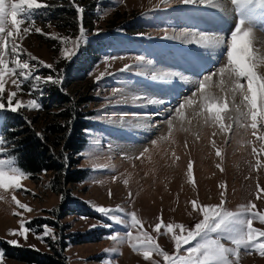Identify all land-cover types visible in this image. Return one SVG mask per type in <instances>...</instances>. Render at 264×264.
Segmentation results:
<instances>
[{"label": "rangeland", "instance_id": "rangeland-1", "mask_svg": "<svg viewBox=\"0 0 264 264\" xmlns=\"http://www.w3.org/2000/svg\"><path fill=\"white\" fill-rule=\"evenodd\" d=\"M80 1H66L76 21L62 25L67 20L65 10L56 14L55 2L37 0L46 7L32 9L31 21L21 25L19 36L10 38L15 40L17 51L13 54L9 45L6 56L9 67L14 68L18 58L28 62L30 70H25L27 79L19 75V69L5 76V91L0 94V103L5 104V109L0 110V140L4 142L0 159L13 161V166L27 176L19 189H0V243L47 253L58 261L55 264H169L156 251L145 259L143 252L149 242L142 233L147 232L151 242L169 256H186V249L201 242L200 238L181 245L177 253L172 237L187 232L174 228L169 233L167 225L193 229L203 220L204 206H220L239 213L241 218L252 219V227L264 230L259 218L252 216V212L264 214V151L261 150L264 141L259 139L264 135V123L258 118L257 128L252 129L250 117L240 115L247 112V107L246 102L241 103L242 95L233 92L234 76L225 72L221 82L220 75L214 74L227 67V41L241 19L254 33L256 54L262 55L264 5L257 3L254 14L248 17L242 16L231 0H224L230 12L227 22L223 11L210 4L186 5L180 0H90L88 9L94 8L95 16L90 30L89 23H82L87 8ZM79 8H83L82 14ZM217 11L223 16L216 14ZM119 13L123 14L124 23L109 25ZM81 23L86 35L76 47V54L66 59L64 49L73 51L72 42L80 40ZM126 25L133 27L125 28ZM25 27L29 28L28 33L23 32ZM35 28L42 32H36ZM187 32L215 34L223 37L224 42L212 46L187 42L182 35ZM97 43H101L100 47ZM88 45L98 51L96 62L86 72H77L75 68L80 66V61L87 58ZM137 56H142L143 62ZM48 64L52 65L51 69L44 66ZM125 65L129 69L124 70ZM262 70L264 66L258 68V74L264 75ZM49 75L61 80L54 84L60 90L53 97L47 87L51 83L47 80ZM153 75L166 78L153 79ZM208 76L211 80L201 91L200 82ZM239 83L246 87V78H241ZM160 89L163 98L174 95L178 99L177 104L165 106L160 117L151 118L153 125L163 121L170 124L166 123L168 132L161 138L166 139L165 144L157 140L159 129L147 130L148 124L142 123L145 116L155 115L152 109L163 106V103H149V99L161 101L157 98L162 94ZM12 92H16L12 105L21 103L16 112L33 130L39 131L51 113L58 111L52 108L56 104L70 103L83 112L90 126L84 132L86 141L76 166L86 173L82 181L63 184L61 190H55L51 171L32 174L22 168L19 155L3 130ZM155 93L160 96H154ZM205 96L220 105L227 103L228 107L221 112L222 120L218 117L217 122L213 121L212 113L205 110ZM30 100L41 103V108L26 107ZM125 128L130 130L124 132ZM148 135L152 136L151 141ZM124 136L130 138L126 139L128 146L144 145L145 149H137L132 155L121 153L116 144L124 145ZM140 136L144 139L139 140ZM151 146L153 149H149ZM16 201L31 211L21 209ZM98 207L113 211L105 217L95 211ZM245 207L251 211H242ZM133 212L140 221L135 228L131 226ZM21 220L30 229L25 236L18 235L22 231ZM109 224L112 227L105 226ZM157 224L161 225L159 231ZM45 225L51 235L44 234ZM129 231L139 239H128ZM112 235L118 236V240L110 239ZM210 237L236 249L228 255L231 264H264V254L259 250L264 237L257 235V246L249 249L243 245L237 247L227 234L211 233ZM12 240L17 245L8 243ZM4 248L0 244L4 254L0 264H36L7 258Z\"/></svg>", "mask_w": 264, "mask_h": 264}, {"label": "snow or ice", "instance_id": "snow-or-ice-1", "mask_svg": "<svg viewBox=\"0 0 264 264\" xmlns=\"http://www.w3.org/2000/svg\"><path fill=\"white\" fill-rule=\"evenodd\" d=\"M167 2V0H165ZM180 3L186 5H216L220 3V0H180ZM264 5V0H231V4L235 5L236 9L242 16L251 17L255 11L256 4ZM41 7H46L41 3H38L37 0H0V94H3L5 91V76L8 74L16 73V70L19 69V75L27 79L25 76V70H30V64L26 61L22 62L18 58L14 61L15 67H9V62L6 59L8 55V48L11 45V51L13 54L17 51V46L14 39H10L16 36H19L21 33V25L25 21H31V10L39 9ZM79 13H83V8L78 9ZM36 32H42L41 29L35 28ZM24 33L29 32V28L25 27L23 29ZM80 40H75L72 42L73 51L69 52V49L65 48L64 52L67 54L66 59H71L75 55L76 47L83 41L86 33L85 29L80 26L79 29ZM183 39L187 38V42H196L202 46H212L219 45L224 42L223 37H218L215 34H204V33H183ZM175 39L176 37H172ZM254 33L252 29L245 27V20L241 19L232 32L230 38L227 41V67H222L218 69L217 73L221 77V82H223V76L225 72H228L230 75L234 76V88L233 92H239L242 95L241 103L246 102L247 112H240V115L244 118H249L251 120L252 129L257 128L258 118L260 123H264V75L258 74V68L264 66V55L258 56L256 51L253 48ZM246 40L248 46V52L244 54L243 63L237 62V55L242 46V42ZM67 41V38H65ZM23 51V49H21ZM31 57V54H29ZM32 59H37L31 57ZM118 57H111V59H117ZM122 58V57H119ZM138 61L143 62L144 58L142 56H137ZM39 63L43 64L44 62L40 61ZM45 67L51 69L52 65H44ZM130 66L125 65V69H129ZM123 71V70H122ZM30 74V72H29ZM153 79H165L163 75H153ZM241 78H246L247 84L246 87L242 86L239 81ZM37 80L40 77H36ZM99 79V78H98ZM47 80L53 84L61 83L60 79H54L53 76L49 75ZM211 80V76L205 77L204 81L200 82L199 88L202 91L205 87L206 82ZM14 83H16L14 81ZM16 87L19 88L20 85L16 84ZM16 96V92H12L7 101V110L16 112L21 108V103H16L15 106L12 105L13 98ZM139 99V97H136ZM205 110L209 113H212L213 121L217 122V119H223L221 112H223L227 107V103L220 105L211 100L208 96H205ZM149 103H162V101H156L149 99ZM190 104L191 101H188ZM26 107L31 109H40L41 104L36 100H30ZM181 108L184 105L180 106ZM5 109V104L0 103V110ZM220 109L219 113L216 111ZM237 111H240L237 108ZM261 141H264V135L259 137ZM4 142L0 140V153L3 152ZM264 151V149H261ZM217 155H220V152L217 151ZM189 170H191V165H189ZM0 174L5 175L6 177L12 178L13 182L8 186H2L0 189H19L21 186L22 179L26 178L27 174L20 170L17 167L13 166V161H5L0 159ZM15 200V197L13 198ZM21 209L31 211V209L19 201H16ZM195 206V202H193ZM252 208L255 205L251 206ZM203 220L195 224L194 228L191 230H186L183 225H173L169 223L167 225V231L172 233L174 228L181 229L182 232L186 231V235H173L172 239L175 241V246L177 253H179L181 245H187L191 241L197 240L199 237L201 242L195 244L194 247H189L186 249L187 255L181 256L178 255L176 258L169 256L167 252L162 251L156 244L152 243V237L149 236L147 232H143L142 235L146 241L149 243L146 245V249L143 252L145 259H148L152 251L158 252L169 264H231L228 259L229 253H235L236 249L225 247L219 238H211V233L218 234H227L228 239H230L237 247L243 245L246 249L257 246V235L264 237V230L257 229L252 227V219L241 218L239 213L231 212L222 209L220 206H204L202 207ZM95 211L99 212L105 217H108L111 209H106L104 207L95 208ZM123 211V209H119ZM242 211L248 212L251 211L250 208H243ZM254 218H259L260 223L264 224V214L257 212H252ZM132 227H136L140 224V221L137 219L136 214L133 212L130 214ZM117 220L118 223L123 224L124 221L120 220L118 217H113ZM21 229L22 231L18 232V235L25 236V234L30 230L25 226V221L21 220ZM106 227H112L111 224L105 225ZM44 234L51 235L50 229L45 225ZM95 227V225L93 226ZM161 228L160 224L156 225V230L159 231ZM128 239H139V237H133L131 231L127 233ZM113 241L118 240V236L112 235L110 237ZM12 245H17V241L12 240L8 241ZM135 248L136 245L133 244ZM259 250L261 254H264V243L259 244ZM4 258V254L0 251V261Z\"/></svg>", "mask_w": 264, "mask_h": 264}, {"label": "trees", "instance_id": "trees-1", "mask_svg": "<svg viewBox=\"0 0 264 264\" xmlns=\"http://www.w3.org/2000/svg\"><path fill=\"white\" fill-rule=\"evenodd\" d=\"M50 1L55 2L57 6V10L55 9L56 14H59L58 11L62 10H65V14L67 13V20L61 23L62 25L74 24L76 21H74L73 17L74 12L72 13L73 9L69 7L70 4L66 3L67 0H62L66 5L62 4V2H56L59 0ZM80 2L84 3V9L87 8L84 11V21L82 20V23H89L91 30L93 28L92 21L95 17L92 11L94 8L88 9L90 0H82ZM68 12L71 13L68 14ZM124 21L123 14L119 13L109 21V25H117L119 22H121L119 24L121 25ZM132 27V25L125 26V28L129 29ZM100 44L97 43V46L100 47ZM97 52L93 46L88 45L87 58L81 60L80 66L75 68V70L80 73L86 72L96 62ZM47 87L53 93L52 97L60 90L53 83H49ZM52 108L58 111L51 113V117L41 125L39 131L27 127L21 114L6 111L3 130L18 153L22 168L32 174L51 171L53 173L52 183L54 189L61 190L63 184L80 182L86 176L84 169L76 166L86 141L84 132L90 125L83 118V112L73 104H56ZM0 244L6 247L4 249L7 250L5 253L7 258L36 264H55L58 262L51 255L38 252L29 247H11L6 242H1Z\"/></svg>", "mask_w": 264, "mask_h": 264}, {"label": "bare ground", "instance_id": "bare-ground-1", "mask_svg": "<svg viewBox=\"0 0 264 264\" xmlns=\"http://www.w3.org/2000/svg\"><path fill=\"white\" fill-rule=\"evenodd\" d=\"M227 5H228V3H225L224 2V0H222V2H220V3H218V4H216V5H214L215 7H217V8H219V10H222L223 11V15L220 13L221 11H217L216 12V14H218V12L225 18V20L227 19V22L229 21V19H230V12H229V10H228V7H227ZM210 8V7H209ZM208 8V9H209ZM222 8V9H221ZM203 10V9H202ZM209 13V12H208ZM215 13V12H214ZM212 19V18H211ZM206 23H207V21H206ZM217 23V22H216ZM237 25H238V22H237V24H236V27H237ZM212 27V26H211ZM260 40V39H259ZM262 40V39H261ZM261 40H260V43H262L263 44V46H262V49H261V52H262V55H264V42H263V40H262V42H261ZM258 41V40H257ZM259 44V43H258ZM214 49V48H213ZM202 52V51H201ZM216 56V55H215ZM263 71V70H262ZM264 72V71H263ZM160 86V85H159ZM157 88H158V86H156ZM164 87V86H163ZM161 88V87H160ZM148 89V88H147ZM146 89V90H147ZM162 89V88H161ZM161 89H160V91H161ZM145 90V89H144ZM166 90V89H165ZM168 91L166 92V93H168L169 92V89H167ZM151 91V90H150ZM144 92V91H143ZM162 92V91H161ZM144 93H147V92H144ZM151 93V92H150ZM218 93V92H217ZM148 94V93H147ZM160 93H155V95L154 96H160V97H157V98H161V101H162V103H163V106H160V107H156V108H154V109H152L151 110V112L153 113V114H155V115H152L151 114V116H148V117H144L145 119L144 120H142V123L146 126L147 124H148V126H146V128L145 129H147V130H149V128L151 129V128H155V129H157V131H158V129H159V132H157V136H159L160 137V139H158L157 138V140H158V142H160V143H162V144H165L167 141H166V139H163V140H161V138H162V136H165V134H167V130H168V128L169 127H167V129H166V121H163V122H160V123H158V124H155V125H153V121L151 122V118L152 117H154V119L155 118H158V117H160V111L161 110H163L164 109V107L165 106H170V105H173V104H177V101H178V99L176 98V96H174V95H172V97H169V96H165L164 98H166L165 100V105H164V98H163V92H162V94H160ZM169 94V93H168ZM148 95H150V94H148ZM150 96H152V95H150ZM180 96V95H179ZM178 96V97H179ZM169 97V98H168ZM156 103H154V105H155ZM160 104V103H159ZM143 106V105H142ZM157 106V105H156ZM143 109V108H142ZM146 109V108H145ZM148 109V108H147ZM143 113V112H142ZM146 113H148V112H146ZM162 117H164V116H162ZM142 118V117H141ZM152 124V125H151ZM150 125V126H149ZM161 125V126H160ZM170 124L169 123H167V126H169ZM143 126V125H142ZM138 128V127H137ZM142 128H144V127H142ZM117 130V129H116ZM128 130H130L129 128H125V131L124 132H126V131H128ZM132 130H135V129H133L132 128ZM119 131V130H118ZM123 132V131H122ZM146 132V131H145ZM146 134V133H145ZM127 136V135H126ZM156 136V137H157ZM125 137V136H124ZM143 137V138H142ZM155 137V138H156ZM142 138V140L144 139V136H140L138 139L140 140ZM150 138V139H149ZM154 138V137H153ZM124 139V141H123V144L124 145H122L121 143H118V144H116L117 146H118V148L122 151L121 153H125V154H127V155H129V154H131V153H134V152H137V149H140L141 150V148L142 149H145V146L144 145H136L135 144V146H128V142H127V140H130V138L129 139H127V137H125V138H123ZM127 139V140H126ZM147 139H149L150 141L152 140V136L151 135H148L147 136ZM137 140V139H136ZM141 140V141H142ZM120 142H122V140H119ZM146 140H144V142H145ZM149 141V142H150ZM138 142V141H137ZM131 143V142H130ZM132 145V144H131ZM116 146V147H117ZM143 146V147H142ZM111 147V146H110ZM115 147H113V149H114ZM152 148V146L149 148V149H151ZM153 149V148H152ZM145 151V150H144ZM135 154H137V153H135ZM132 155V154H131Z\"/></svg>", "mask_w": 264, "mask_h": 264}, {"label": "clouds", "instance_id": "clouds-1", "mask_svg": "<svg viewBox=\"0 0 264 264\" xmlns=\"http://www.w3.org/2000/svg\"><path fill=\"white\" fill-rule=\"evenodd\" d=\"M247 52H248V46H247V42L245 40L244 42H242V46H241L240 51L237 55V62L238 63H243L244 54H246ZM12 182H13L12 178H9L3 174H0V184H2L3 186L6 187Z\"/></svg>", "mask_w": 264, "mask_h": 264}]
</instances>
